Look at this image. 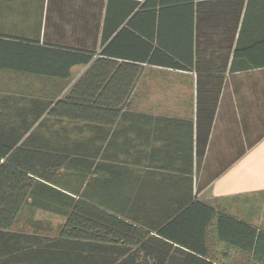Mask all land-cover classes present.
<instances>
[{"label":"crops","instance_id":"0c3cea01","mask_svg":"<svg viewBox=\"0 0 264 264\" xmlns=\"http://www.w3.org/2000/svg\"><path fill=\"white\" fill-rule=\"evenodd\" d=\"M165 1L0 0V40L23 45L0 51L11 67L0 69V89L13 81L38 84L37 98L0 92L2 140L11 142L9 126L29 104L52 106L84 83L98 88L96 97L87 98L92 104L123 98L130 110L92 109L88 119L113 120L110 127L48 119L69 124L58 130L84 128L87 159L95 154L87 177L95 193L105 194L108 181L116 179L129 206L146 185L143 176H150V188L165 185L186 193L191 179L197 201L264 233V0ZM158 39L180 70L138 63L139 74L124 98L127 80L119 76L124 58L148 60L156 55ZM117 80L113 88L108 85ZM109 96L114 97L105 99ZM78 117L71 119L82 120ZM161 175L168 179L164 184ZM171 194L160 193L158 205H166ZM136 216L158 223L167 212L141 210ZM204 230L198 247L213 263L257 264L252 255L218 241L214 219Z\"/></svg>","mask_w":264,"mask_h":264},{"label":"trees","instance_id":"16d2710c","mask_svg":"<svg viewBox=\"0 0 264 264\" xmlns=\"http://www.w3.org/2000/svg\"><path fill=\"white\" fill-rule=\"evenodd\" d=\"M165 2L159 0L161 4ZM157 43L156 55L148 60L131 55L124 58L125 62L120 65L123 68H119V76L123 73L122 77L127 80L124 98L129 97L131 85L139 74L138 63L169 65L164 67L180 70V63L163 54L161 49L166 50L163 40L158 39ZM20 47L23 45L0 40L2 53ZM26 48L34 49L29 45ZM30 55L31 61H36V54ZM90 61L87 57L86 63ZM3 68L11 67L6 66L5 58L0 55V69ZM120 80L108 85L113 88ZM82 85L73 95L52 106L29 104L23 115L17 114L21 120L9 126L8 132H13L11 142H4L0 134V264H215L207 258V250L198 247V240L204 239V229L213 219L216 237L224 247L233 246L252 255L255 263L264 264V233L197 201L193 198L191 179L186 193L165 185L150 188V176H143L146 185H140L129 206L122 199L121 187L113 183L116 179L108 181L105 194L95 193L93 178L90 176L87 181L95 154L90 153L87 159L85 138L59 136L66 133L64 127L46 138L49 126L45 122L66 118L71 123L110 127L115 123L110 119L90 121L92 109L107 114H116L124 108L130 110L129 104L123 106V98L118 104H92L87 98L96 97L98 88ZM104 90V94H112L109 89ZM113 95H117L116 90ZM114 96L105 99L111 100ZM26 112L30 114L29 119ZM77 114L82 120L71 119L78 117ZM5 124L0 120V133ZM166 180L161 175L160 182ZM165 190L175 194H171L172 199L166 205L160 206L163 204L159 201L163 197L160 193ZM28 209L60 217L62 223L53 231L49 223L31 221L30 233L16 231L20 214ZM162 209L167 212L162 222L152 223L136 216V211L147 214ZM203 212L206 217H200L199 213Z\"/></svg>","mask_w":264,"mask_h":264},{"label":"rangeland","instance_id":"374dc122","mask_svg":"<svg viewBox=\"0 0 264 264\" xmlns=\"http://www.w3.org/2000/svg\"><path fill=\"white\" fill-rule=\"evenodd\" d=\"M15 78V77H14ZM32 78V77H31ZM11 87L8 89H0V92L3 91L6 94L8 93L9 96H15V95H19L20 93H22L24 91V95L30 96V97H34L37 98L38 96V84L37 81L35 80L34 82H28L27 85H24L18 81H13L11 82ZM27 87L28 90H27ZM27 93V94H26ZM45 125L49 126V128L46 129V138H48L52 132H55L53 129L54 127L57 129L59 128L61 125L67 126L69 127V124L63 122L61 124H52L51 121H46ZM63 127V126H62ZM63 131V130H62ZM66 133H60L59 136H64L65 138H85V130L83 127H78L76 130H68L65 129ZM59 132V131H58ZM31 221H37V222H41L42 224L45 223H49L50 224V228L54 231L56 230L62 223V219L60 217L54 216V215H50L44 212H37V213H31L28 211H23L17 221V225L15 226V230L16 231H20V232H24V233H30L31 228L33 227L31 223Z\"/></svg>","mask_w":264,"mask_h":264}]
</instances>
